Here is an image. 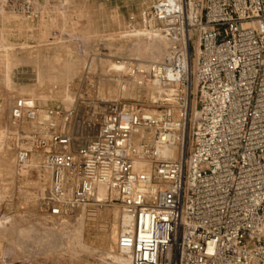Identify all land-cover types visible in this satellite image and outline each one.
<instances>
[{"label":"built area","instance_id":"1","mask_svg":"<svg viewBox=\"0 0 264 264\" xmlns=\"http://www.w3.org/2000/svg\"><path fill=\"white\" fill-rule=\"evenodd\" d=\"M51 2L0 10L38 20ZM147 18L167 52L115 57L122 69L107 81L120 94L81 96L96 104L92 137L74 145L71 110L13 101L10 126L33 128L16 160L44 150L53 218L94 207L105 187L128 221L116 247L130 264H264V0H156Z\"/></svg>","mask_w":264,"mask_h":264},{"label":"rangeland","instance_id":"2","mask_svg":"<svg viewBox=\"0 0 264 264\" xmlns=\"http://www.w3.org/2000/svg\"><path fill=\"white\" fill-rule=\"evenodd\" d=\"M155 1L52 0L38 20L0 10V264L118 261V202L103 198L94 207L83 206L94 210L96 217L86 221L90 224L80 221L76 231L82 207L69 218L49 216L42 205L50 181L41 165L44 150L32 148L26 162L19 164L16 155L29 146L26 134L33 128L14 130L9 115L13 101L24 97L41 109L71 110L70 131L74 135L83 130L74 145L92 137L96 104L82 101L81 96L97 95L99 79L110 78L113 71L107 61L115 62L120 56L132 62H153L166 54L168 46L160 55L142 52L149 43L150 30L144 25L147 12ZM125 97L134 98L133 94ZM78 236L82 246L67 244L69 237Z\"/></svg>","mask_w":264,"mask_h":264},{"label":"bare ground","instance_id":"3","mask_svg":"<svg viewBox=\"0 0 264 264\" xmlns=\"http://www.w3.org/2000/svg\"><path fill=\"white\" fill-rule=\"evenodd\" d=\"M147 19L148 18H146L145 23L147 22ZM148 30H150V29H148ZM151 31L152 30H150V32ZM150 32L147 34L148 35V38H149L148 39V41H149L148 48H147L146 51H142V52L145 53V54L160 55L161 52H162V50L165 49V47L168 46V41L165 39V37L157 34L156 32H153V31H152L153 33H150ZM164 56L162 58H160V60H162L164 58ZM156 61H158V60H156ZM107 63H108V66L110 67L111 71H113L115 73H118V71L122 69V64L121 63H115V62H112V61H107ZM189 69H190V66L188 65V71H189ZM104 82H106L107 84H103ZM98 83H99L98 84V93H99V95L102 98H106L108 96H113V95L114 96H118L119 95V93H118L119 92V86H118L119 83H118V80L115 81L114 87H111L109 85V82L107 81V79H99V82ZM137 91L138 90H137V88L135 86H129V88L123 93V95L124 96H131V94H133V96H136ZM67 98L70 101V103H71V101H73L71 99V96L70 95H67ZM29 102H31V101H29ZM191 105H192V109H193V112H194L195 111V109H194V107H195V101L194 100L192 101V104ZM61 123H62V121H61ZM78 131L79 132H77L76 134H74V138L77 139V140L78 139H81V137H82L81 134H83V130L82 129H79ZM169 154H170L169 152H164V155H169ZM44 171L48 174V177H49V172L46 169H44ZM105 195H106V189H105V187L99 185L97 187V196L100 199H103V198H105ZM95 217H96V213L94 212V210H91V209L86 210L84 207H82V212H81V214L76 219L77 220V224L74 227V230L76 231L81 226V225H79V222L80 221H85L86 222V221H89V220H94ZM120 218H121V227H120V231H121L123 228H125L127 226L128 221L124 217L122 211H121V217ZM86 223L87 224H90L89 222H86ZM100 230H102V231L105 232L106 231V226H102V228ZM79 237L80 236L73 237V238L72 237H69V240H67L68 241L67 244H69L70 246L71 245H74V244H77L78 246H82L83 244H82L81 240L78 239ZM103 240H102V242H103ZM117 260L118 261H116V259L113 258L112 263L113 264H130L129 258L125 254H123V253H120L119 254V257H118Z\"/></svg>","mask_w":264,"mask_h":264}]
</instances>
